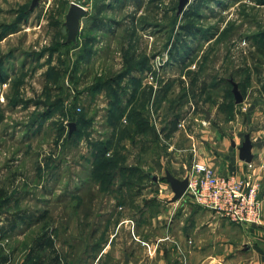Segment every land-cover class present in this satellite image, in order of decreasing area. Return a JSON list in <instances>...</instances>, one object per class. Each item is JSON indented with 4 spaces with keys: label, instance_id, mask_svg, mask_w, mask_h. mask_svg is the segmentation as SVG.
<instances>
[{
    "label": "rangeland",
    "instance_id": "374dc122",
    "mask_svg": "<svg viewBox=\"0 0 264 264\" xmlns=\"http://www.w3.org/2000/svg\"><path fill=\"white\" fill-rule=\"evenodd\" d=\"M33 1L0 0V264H166L193 204L174 211L152 177H188L191 143L264 128V0ZM72 3L87 14L67 45Z\"/></svg>",
    "mask_w": 264,
    "mask_h": 264
},
{
    "label": "crops",
    "instance_id": "0c3cea01",
    "mask_svg": "<svg viewBox=\"0 0 264 264\" xmlns=\"http://www.w3.org/2000/svg\"><path fill=\"white\" fill-rule=\"evenodd\" d=\"M244 112L246 111H243V113ZM255 115L258 116V113ZM189 136L193 139L191 135ZM247 136H249L252 143L251 153L253 155V162H255L256 165H260L264 162V128H252L251 130H247L245 126V129L241 128L236 131L234 130L231 140L229 142L223 140L222 144L218 147L209 146L206 142L202 143L203 145L199 142H195L193 143V146L198 148L196 154H194L191 149L192 143L186 148L187 150L183 149V151L190 152L193 156V162L198 160L200 163L208 164L220 175L228 176L235 174L240 177L246 171V162L241 160L239 149L246 142ZM170 149L172 150V148ZM169 154H172V152L169 151ZM184 167H186L185 164ZM163 170L165 171V176L152 178L155 183L157 182L159 184L157 187L158 192L166 193L172 199L174 204L173 210L175 211L177 203L181 202L183 198L187 197V195L185 193L181 199H176L175 192L173 191L171 184L167 181V175L169 173L180 181L185 180L187 176L183 174L178 176L179 174L171 173L166 168H163ZM156 197H158V200H161L159 198L161 197L159 193ZM259 198L262 201V207L264 210V172ZM188 200L193 205L190 206L183 204L179 209V214H183L182 216L180 215V221L182 222V229L185 233V236L183 237L184 241L181 239L182 237L168 236L169 238L167 241H170L169 249L171 254L170 257L166 259V264H264V223L262 226L236 225L226 219L218 217L212 211L194 204L189 198ZM190 212L191 217L182 220V218L188 216ZM193 216L194 218H192ZM225 221H227L226 224ZM228 222L235 227V230L238 229L239 232L242 233V239L237 237L236 231L232 232L230 235H221L225 230L224 226H226ZM132 223L133 228H135V222L133 221ZM189 227L192 229V232L194 229L197 230L194 231L195 233L192 238H189V234L187 233ZM204 228L209 230L212 229L214 234L209 236L204 235ZM169 232L170 231L168 230V233ZM189 239H191L190 242H194L195 247L190 251L188 256V253H179L181 247L178 249V243L180 242L182 246L185 245V247H187L186 245ZM112 243L113 237L105 243L107 249L102 252L101 257L108 252ZM132 254H135L134 251ZM182 255H185V257H182ZM125 260L126 264L131 263L128 254L125 255Z\"/></svg>",
    "mask_w": 264,
    "mask_h": 264
},
{
    "label": "built area",
    "instance_id": "2783aa9c",
    "mask_svg": "<svg viewBox=\"0 0 264 264\" xmlns=\"http://www.w3.org/2000/svg\"><path fill=\"white\" fill-rule=\"evenodd\" d=\"M203 124H205L203 122ZM185 126L184 121L180 127ZM198 148L193 146L196 154ZM264 162L246 163V171L238 175H220L208 164L195 160L188 175L187 197L196 205L212 211L220 218L241 226H262L264 210L259 198Z\"/></svg>",
    "mask_w": 264,
    "mask_h": 264
},
{
    "label": "water",
    "instance_id": "95a60500",
    "mask_svg": "<svg viewBox=\"0 0 264 264\" xmlns=\"http://www.w3.org/2000/svg\"><path fill=\"white\" fill-rule=\"evenodd\" d=\"M38 1L39 0L33 1L32 8H34L38 4ZM182 1L186 2V0H182ZM86 14H87V10L85 7H83L82 5H79L77 3L71 4L70 10L66 16V27L68 30V35H67V43L68 44L77 41V38L79 35V30L81 27V20L83 17L86 16ZM233 93H234L236 102L238 104L242 103L243 97H242V94L240 93V91L238 89V85H236V84H234ZM70 127H71V131H73L75 128V124L72 123ZM251 148H252V143L250 141L249 136H247L246 142L239 149L240 150V158L242 161H244L246 163L252 162L253 155L251 153ZM167 181L171 184L172 189L175 192V195H176L175 198L181 199L185 195L187 188H188V184H189L188 177L185 180L180 181L168 173Z\"/></svg>",
    "mask_w": 264,
    "mask_h": 264
},
{
    "label": "trees",
    "instance_id": "16d2710c",
    "mask_svg": "<svg viewBox=\"0 0 264 264\" xmlns=\"http://www.w3.org/2000/svg\"><path fill=\"white\" fill-rule=\"evenodd\" d=\"M262 4H264V3H262ZM78 39V38H77ZM70 44H73V42L72 43H70ZM264 44V43H263ZM67 45H69L68 43H67ZM76 47H79V46H77V44H76V46H75V48ZM1 72H3V69L1 70ZM5 72V71H4ZM0 78L1 79H4L5 78V74L3 75V74H0ZM196 80H197V76L196 75H194V77H193V82L195 83L196 82ZM106 82H108V81H106ZM126 108L125 109H121V111H120V115H122L124 112H126ZM119 112V111H118ZM111 113H112V115H115V111H111ZM124 115V114H123ZM140 129V128H139ZM95 147H99L100 148V158L101 159H104V156H106L107 155V153L110 151V149H111V143L110 142H106V143H100V144H98L97 146L95 145ZM107 149H108V151H107ZM105 163L106 164H109V165H114L115 164V162H112V161H105ZM114 163V164H113ZM120 171H126V173H128V171H129V173L130 174H133V175H137V173H139V169L138 168H134V167H129V168H127L126 169V167H124V166H122V167H120ZM153 179V178H152ZM154 180V179H153ZM129 189H130V187H128ZM6 198V195H5V193L3 192V191H0V201H2L3 199H5ZM15 223L16 222H13L12 223V226H11V228L12 229H14V226H15ZM8 234V232H7V230L4 228V227H2V226H0V238L2 237V236H4V235H7ZM49 247H53V244L50 242L49 243V245H48ZM43 248V250H44V247H42ZM9 259H8V257H3L2 258V260H1V262H2V264H6L5 262H7ZM58 263L59 262V259H58V256H56L53 260H52V264H54V263ZM36 264H42V261H37V263Z\"/></svg>",
    "mask_w": 264,
    "mask_h": 264
}]
</instances>
